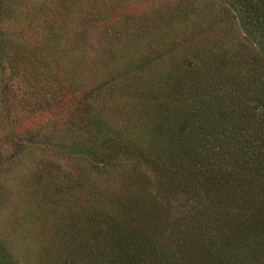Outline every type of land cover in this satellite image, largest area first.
Returning a JSON list of instances; mask_svg holds the SVG:
<instances>
[{"label":"trees","instance_id":"16d2710c","mask_svg":"<svg viewBox=\"0 0 264 264\" xmlns=\"http://www.w3.org/2000/svg\"><path fill=\"white\" fill-rule=\"evenodd\" d=\"M220 1L255 49L226 38L178 44L183 34L168 29L173 37L166 30L169 43L163 46L186 47L190 58L163 72L150 39L130 53L124 74L114 70L89 82L90 93L96 86L100 95L108 91L102 100L132 97L138 102L134 113L144 119L140 128L136 122L127 129L113 123L99 142L87 130L95 153L90 166L100 172L131 169L146 180L140 179L143 186L135 182L137 197L107 200L98 189L92 208L69 210L62 222L63 253H52L50 264H264V0ZM187 17L181 10L170 20ZM196 21L207 22L209 31L222 27L215 6L198 12ZM166 26L177 27L171 21ZM16 54L23 55L21 48ZM9 57L0 41V60ZM99 120L98 130L112 127L105 117ZM142 199L148 205L135 208ZM165 205L171 217L162 214ZM0 260L19 264L9 252Z\"/></svg>","mask_w":264,"mask_h":264},{"label":"rangeland","instance_id":"374dc122","mask_svg":"<svg viewBox=\"0 0 264 264\" xmlns=\"http://www.w3.org/2000/svg\"><path fill=\"white\" fill-rule=\"evenodd\" d=\"M210 2L3 1L0 41L10 57L0 60V255L9 252L19 264H34V259L50 264L52 253H63L67 238L62 222L70 211L76 214L97 204L91 201L98 189L107 200L137 197L135 182L143 186L140 179H146L138 178L135 171L109 168L100 172L90 166L88 159L95 153L87 130L96 132L94 140L99 142L115 122L123 129L130 122L140 128L144 119L133 108L138 102L132 97L102 100L108 91L100 95L102 89L96 86L90 93L88 84L114 70L124 74L130 53L146 48L150 39L156 49L152 56L158 57L156 65L163 72L190 58L186 56L192 51L186 47L178 49L170 43L168 51L163 46L169 43L165 40L168 29L183 34L176 38L182 40L178 44L193 38L202 45L226 38L255 49L229 6L220 0ZM213 6L222 15V27L209 31L207 22L194 23L198 12ZM181 10L188 13L187 21L170 20ZM170 21L177 27H167ZM19 48L23 55L13 56ZM104 117L112 127L108 124L103 126L107 130H98ZM87 120L89 126L80 127ZM139 165L155 176L145 163ZM146 202L138 200L135 208H145ZM161 212L167 218L173 214L166 205ZM40 252V257H33Z\"/></svg>","mask_w":264,"mask_h":264}]
</instances>
